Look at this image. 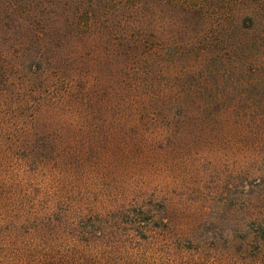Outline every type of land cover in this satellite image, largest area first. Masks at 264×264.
I'll list each match as a JSON object with an SVG mask.
<instances>
[{"label":"rangeland","instance_id":"374dc122","mask_svg":"<svg viewBox=\"0 0 264 264\" xmlns=\"http://www.w3.org/2000/svg\"><path fill=\"white\" fill-rule=\"evenodd\" d=\"M239 2L153 0L111 21L102 3L76 23L66 0H44L43 27L69 28V40L36 77L26 35L7 21L0 50L23 69L0 73L2 151L16 150L0 155V206L74 216L139 205L218 246L253 238L264 221V36L237 17ZM30 140L38 153H18Z\"/></svg>","mask_w":264,"mask_h":264},{"label":"trees","instance_id":"16d2710c","mask_svg":"<svg viewBox=\"0 0 264 264\" xmlns=\"http://www.w3.org/2000/svg\"><path fill=\"white\" fill-rule=\"evenodd\" d=\"M66 1L73 9L70 17L77 23L82 22L84 13L87 19L90 17L88 11L90 14L93 9L96 13L102 3L112 6L107 17L111 21L116 16H134L153 0ZM239 3L242 8L237 17L249 18L253 31L264 36V0H240ZM43 10L44 0H0V31L2 34L9 32L5 23L11 21L26 35L22 44L24 61L35 77L42 73L48 76L52 66H59L60 55L65 50L62 37L69 40V36L64 35L69 28L65 31L43 27ZM106 30L110 33L111 27ZM57 37L60 39L56 40ZM60 40L61 45L56 46ZM29 42L37 50L32 51L27 45ZM131 47L132 51L140 49V42L137 40ZM16 67L17 71L23 69L21 59L15 61L10 52L0 50V73ZM7 141L0 137V155L3 157L16 151H2ZM33 146L30 140L17 152L35 155L38 152ZM6 185L0 182L4 190ZM26 201L22 200L21 206H0L4 211H10L8 218L6 214L0 217V264H264V221L253 238L237 243L230 234V241L218 246L217 237L199 231L182 234L166 214L157 216L139 205L70 216L58 207L42 213L32 204L33 214L17 215L14 209L24 212Z\"/></svg>","mask_w":264,"mask_h":264}]
</instances>
